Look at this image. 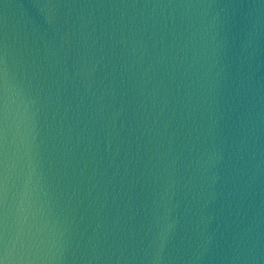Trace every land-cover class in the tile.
<instances>
[{"label": "clouds", "instance_id": "clouds-1", "mask_svg": "<svg viewBox=\"0 0 264 264\" xmlns=\"http://www.w3.org/2000/svg\"><path fill=\"white\" fill-rule=\"evenodd\" d=\"M0 264H264V0H0Z\"/></svg>", "mask_w": 264, "mask_h": 264}]
</instances>
